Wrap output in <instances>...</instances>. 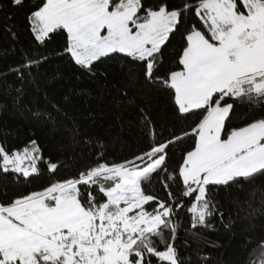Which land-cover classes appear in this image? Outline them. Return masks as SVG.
<instances>
[{"label": "snow or ice", "instance_id": "obj_1", "mask_svg": "<svg viewBox=\"0 0 264 264\" xmlns=\"http://www.w3.org/2000/svg\"><path fill=\"white\" fill-rule=\"evenodd\" d=\"M0 13V264H264V0Z\"/></svg>", "mask_w": 264, "mask_h": 264}, {"label": "trees", "instance_id": "obj_2", "mask_svg": "<svg viewBox=\"0 0 264 264\" xmlns=\"http://www.w3.org/2000/svg\"><path fill=\"white\" fill-rule=\"evenodd\" d=\"M33 3L36 2V0H32ZM4 13H0V47H8L11 43H13V41H11L9 35L5 32V27L4 24L5 22L3 21L2 17H3ZM11 23L15 24L17 26V30L19 31L20 34V47H27L29 46V42H30V38H29V34L26 31V20H25V13L24 12H18L13 20L11 21ZM60 43L63 42V38H60ZM52 48H56V45H52ZM51 50V49H50ZM58 50V49H57ZM19 51V49H18ZM18 56H11L7 58V62H12L15 59H17ZM3 61H0V67L3 66ZM57 67H60L63 71V73L66 75V77H68L67 79H64L62 81H53L51 87H53L54 89L57 90V92H60L68 87H70L72 84L75 83L74 79H72V73L74 72V69L72 67H70L66 61V59H61L59 57H56L52 60L51 63L46 64L44 66V68L42 69V71H46L48 72L49 76H51ZM22 144V142H20ZM114 151H116L117 155H122L124 154V149L120 148V149H114ZM110 160H114L116 159V156H110L109 157ZM42 171H43V166H42ZM63 174V173H62ZM45 177L42 176L40 179H36L33 181L32 186L34 187H39L41 184L44 183Z\"/></svg>", "mask_w": 264, "mask_h": 264}]
</instances>
